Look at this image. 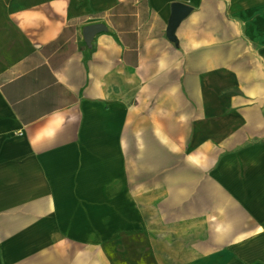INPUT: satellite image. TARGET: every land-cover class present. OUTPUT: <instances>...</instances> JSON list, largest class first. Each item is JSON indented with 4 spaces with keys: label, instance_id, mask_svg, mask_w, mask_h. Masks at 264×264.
Instances as JSON below:
<instances>
[{
    "label": "crops",
    "instance_id": "obj_1",
    "mask_svg": "<svg viewBox=\"0 0 264 264\" xmlns=\"http://www.w3.org/2000/svg\"><path fill=\"white\" fill-rule=\"evenodd\" d=\"M171 157L264 206V0H0V264H170L138 205ZM262 229L210 264H264Z\"/></svg>",
    "mask_w": 264,
    "mask_h": 264
},
{
    "label": "rangeland",
    "instance_id": "obj_2",
    "mask_svg": "<svg viewBox=\"0 0 264 264\" xmlns=\"http://www.w3.org/2000/svg\"><path fill=\"white\" fill-rule=\"evenodd\" d=\"M219 154V160L225 158L224 151ZM180 161L181 158L171 157V172L154 173V184H163L168 180L169 189H160L166 198L162 204L138 205L139 232L148 229L147 242L151 250L159 259L163 258L170 264H210L233 259V254L229 256L226 253L229 245L241 244L252 238L248 237L251 235L248 230L256 229L259 224L263 227L264 222L251 218L253 212H263L264 206L254 204L244 197L246 188L240 185L232 191L228 183L222 185L219 181L215 182L216 170L213 167L212 170L210 167L199 173L193 166H183L186 185L183 191L177 187L183 184L179 174L172 173L181 166ZM218 176L223 183L226 182L225 170L219 171ZM142 177L146 176L143 174ZM239 181L241 184V179ZM145 182L151 181L139 179V183ZM251 191L257 192V188L253 187ZM261 232L264 234V229ZM145 240L137 238L139 243ZM131 242L130 238L123 239L126 252L122 260L127 264H144L145 253H129Z\"/></svg>",
    "mask_w": 264,
    "mask_h": 264
},
{
    "label": "water",
    "instance_id": "obj_3",
    "mask_svg": "<svg viewBox=\"0 0 264 264\" xmlns=\"http://www.w3.org/2000/svg\"><path fill=\"white\" fill-rule=\"evenodd\" d=\"M190 8L181 3H174L171 5V18L169 20L168 28H167V36L172 38V34L175 28L178 26L179 22L187 16ZM103 30V26L99 24L90 25L83 29V37L86 42L90 41L92 36Z\"/></svg>",
    "mask_w": 264,
    "mask_h": 264
}]
</instances>
